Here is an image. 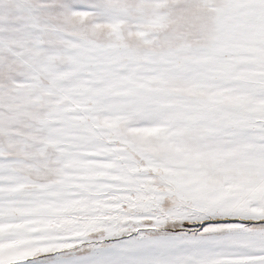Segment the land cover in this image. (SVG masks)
I'll list each match as a JSON object with an SVG mask.
<instances>
[{
    "label": "snow or ice",
    "instance_id": "snow-or-ice-1",
    "mask_svg": "<svg viewBox=\"0 0 264 264\" xmlns=\"http://www.w3.org/2000/svg\"><path fill=\"white\" fill-rule=\"evenodd\" d=\"M0 264H264V0H0Z\"/></svg>",
    "mask_w": 264,
    "mask_h": 264
}]
</instances>
